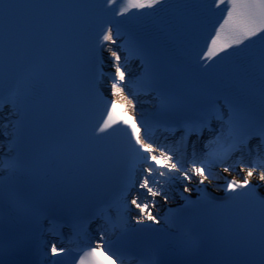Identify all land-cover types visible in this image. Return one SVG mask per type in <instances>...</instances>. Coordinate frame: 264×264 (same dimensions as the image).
Wrapping results in <instances>:
<instances>
[{
  "label": "snow or ice",
  "instance_id": "snow-or-ice-1",
  "mask_svg": "<svg viewBox=\"0 0 264 264\" xmlns=\"http://www.w3.org/2000/svg\"><path fill=\"white\" fill-rule=\"evenodd\" d=\"M105 2L117 6L114 9L116 16H125L133 10L140 12L145 9L154 10L164 5L167 0H105ZM209 2L214 10H218L221 22L214 27L210 36L203 54L205 61H212L220 53L239 48L241 45L250 47L264 42V0H209ZM122 39L119 27L107 26L98 34V44L106 49V55L97 57L96 73L99 79L108 82V90L114 97L106 101V111L98 132L121 131L128 137V144L133 153L128 177L113 200L96 211L95 215L104 220L99 229L98 240L91 243L83 225L79 222L72 223L70 227L73 228L76 239H69L68 244L75 243L76 247L65 246L63 239L60 240V247L56 242L45 245L46 250H42L41 253L43 264H66L69 258L73 264H108V259L111 258H115L118 264H125V254L110 238V230L118 228L122 235L127 234L128 218L133 212L135 215H132L131 219L137 225L151 227L161 224V220L165 224L171 222L174 225L176 213H172L171 209V216L158 218L159 213L156 215L153 213L157 209V197L168 203L171 199L168 192L177 181L183 183V192L190 193L193 189L188 185L193 181H196V190L203 192L204 189L199 186L205 185L206 182L215 185L218 179L223 178L225 180L223 191L228 194L229 200L243 197L259 203L264 208V117L261 118L259 132L256 133L260 138L259 143L249 149L248 142L252 139V134L248 127L252 123V118L244 109L228 104L225 118L224 112L217 106L210 105L198 111L195 116H187L175 113L172 103L162 100V114L175 124L173 127L165 128V131L172 136L180 131L182 135L174 145L158 142L156 138L158 126L152 121L142 118L137 122L135 116L129 118L119 111L122 104L125 113L129 109L134 111L136 104L133 98L138 95L140 87L151 86L147 69L142 85L129 79L128 61L133 56L142 57L143 51L131 37L118 44V40ZM126 88L130 90L132 98L125 94ZM5 103L16 106L15 99L12 96L6 99L0 90V111H3ZM213 121L218 123L217 129H213ZM3 127L7 128L8 125L5 124ZM205 130L212 133V136L204 141L205 151L198 153L196 145L202 140ZM4 135L7 136V132ZM193 136L196 139L192 142V152L189 156L188 141ZM3 147L4 142L0 141V149ZM245 150L252 157L247 162L243 156ZM238 152L242 155L229 163ZM0 167L14 172L19 168V163L15 159L7 163L0 161ZM217 168H222V172L228 173L231 178L221 177L215 170ZM233 172L237 174L232 175ZM188 203L191 204V201ZM113 207L118 212L116 221L107 214ZM49 231L53 235H60L55 226ZM82 237L85 239L84 247L79 243ZM192 247L197 248L198 242H193ZM101 252L104 253L103 257ZM0 264H5L2 242ZM147 264H158V261L151 259ZM258 264H264V249L261 251Z\"/></svg>",
  "mask_w": 264,
  "mask_h": 264
},
{
  "label": "bare ground",
  "instance_id": "bare-ground-1",
  "mask_svg": "<svg viewBox=\"0 0 264 264\" xmlns=\"http://www.w3.org/2000/svg\"><path fill=\"white\" fill-rule=\"evenodd\" d=\"M108 86V85H107Z\"/></svg>",
  "mask_w": 264,
  "mask_h": 264
}]
</instances>
